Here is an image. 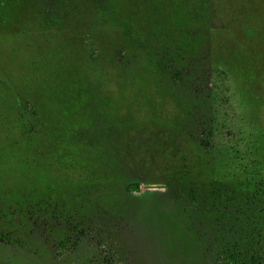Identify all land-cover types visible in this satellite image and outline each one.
I'll use <instances>...</instances> for the list:
<instances>
[{
	"label": "rangeland",
	"instance_id": "obj_1",
	"mask_svg": "<svg viewBox=\"0 0 264 264\" xmlns=\"http://www.w3.org/2000/svg\"><path fill=\"white\" fill-rule=\"evenodd\" d=\"M200 1L0 0V264H215L186 126L264 124V0Z\"/></svg>",
	"mask_w": 264,
	"mask_h": 264
},
{
	"label": "trees",
	"instance_id": "obj_2",
	"mask_svg": "<svg viewBox=\"0 0 264 264\" xmlns=\"http://www.w3.org/2000/svg\"><path fill=\"white\" fill-rule=\"evenodd\" d=\"M200 2L201 9L204 2L209 5L207 0ZM220 86V81L208 77L207 95L198 93L201 111L192 115L186 126L187 131L195 129V133L190 132L193 141L210 155L213 177L206 197L200 199L191 187L187 197L178 194L177 198L184 200L183 206L195 215L203 214L198 217L201 223L196 224L194 238L210 244L215 264H264V124L256 121L252 128L244 130L240 126L239 131L230 126V120L220 123ZM205 99L209 101L206 111ZM56 209L42 215L38 212L34 217L59 220L60 209ZM5 237L0 231V240Z\"/></svg>",
	"mask_w": 264,
	"mask_h": 264
}]
</instances>
